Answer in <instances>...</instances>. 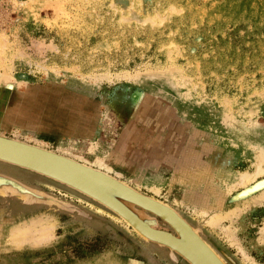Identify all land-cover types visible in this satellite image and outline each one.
I'll list each match as a JSON object with an SVG mask.
<instances>
[{"label": "rangeland", "instance_id": "rangeland-1", "mask_svg": "<svg viewBox=\"0 0 264 264\" xmlns=\"http://www.w3.org/2000/svg\"><path fill=\"white\" fill-rule=\"evenodd\" d=\"M0 36V72L19 81L0 85V133L89 165L104 154L226 264H264V173L237 184L264 155V0H0ZM0 165L82 211L0 196V264H189L78 191ZM233 208L216 226L202 214ZM37 215L54 237L10 246L6 221Z\"/></svg>", "mask_w": 264, "mask_h": 264}, {"label": "water", "instance_id": "water-1", "mask_svg": "<svg viewBox=\"0 0 264 264\" xmlns=\"http://www.w3.org/2000/svg\"><path fill=\"white\" fill-rule=\"evenodd\" d=\"M0 159L39 173L93 199L116 214L143 239L167 247L171 256L178 254L189 264H226L221 255L200 236L198 229L191 226L174 207L137 190L112 173L3 133H0ZM0 194L2 197L16 196L27 205L43 203L82 212L63 199L66 203L60 205L61 198L46 192L44 201L25 200L11 189H1ZM158 218L167 223L172 231L157 228Z\"/></svg>", "mask_w": 264, "mask_h": 264}, {"label": "bare ground", "instance_id": "bare-ground-1", "mask_svg": "<svg viewBox=\"0 0 264 264\" xmlns=\"http://www.w3.org/2000/svg\"><path fill=\"white\" fill-rule=\"evenodd\" d=\"M5 45H6V40H5L4 36H0V54L2 53ZM1 84L13 85V84H19V81L16 80L10 74L8 69H6L4 72H0V85ZM4 108H5V106L3 108L0 107V116L3 114ZM16 109H17L16 107L12 109L13 110L12 113L15 112V115L18 114ZM34 145L41 147V148H46V147L41 146V145H37V144H34ZM0 160L14 164V165H18V164H15V163H12V162H9L6 160H2V159H0ZM75 160H77V159H75ZM80 162H82V161H80ZM82 163H84V162H82ZM262 163H264V155H260V158L258 160V164L256 166V170L254 172L246 171V172H243V173L238 175L237 184L244 185V184L248 183L249 181L253 180L254 178H256L259 174L264 173V166L262 165ZM84 164H86V163H84ZM90 164L95 166L96 168L97 167L105 168V170L104 169L103 170L106 172L109 171V173L113 169L111 166H109V164L105 160L104 154L97 155L94 158V161L90 162ZM116 173L117 174L115 176H117V177H118V175H121V172H116ZM13 174L14 173L11 172L8 168L0 165V190L1 189L2 190L11 189L13 192H16L18 195L22 196L25 200H35V199L42 200V201L45 200L46 196L43 193H41V191L39 192L38 190L31 188L25 182L21 181L20 178H18L16 175H13ZM153 189H154V191L159 192L158 187H154ZM260 199L261 200L264 199V194ZM235 209L236 208H233V209H231L229 211H225V212H217V211L212 212L211 211V213H208L207 211H203L202 214L208 215L206 222L210 226H214V225L216 226L222 219L227 218L231 213L235 212L234 211ZM0 221H1V219H0ZM9 222H13V224L11 226H9V225L5 226L6 231L4 233H5V236H7V241L10 244V246L20 248L21 246H23V244L28 243V242L30 243V245H33V246L39 245V244L41 245L43 243L49 242L54 237V230H55L54 221L49 219V218H44L42 215L41 216L37 215V217H35V216L25 217L23 220H20V221L12 218V219H9L6 221V223H8V224H9ZM2 224H3V222H2ZM0 227H1V225H0ZM223 230H224V234H225L227 240L232 245H238L242 250V246L239 244V242L237 241V239L235 237L234 230L231 227H225ZM246 258H248L249 261L250 260L252 261V259H249V256H247V255H246Z\"/></svg>", "mask_w": 264, "mask_h": 264}, {"label": "crops", "instance_id": "crops-1", "mask_svg": "<svg viewBox=\"0 0 264 264\" xmlns=\"http://www.w3.org/2000/svg\"><path fill=\"white\" fill-rule=\"evenodd\" d=\"M90 136H92V135H90L89 133L88 134H84V133H80V134H77V137H75L74 139H77V140H80V137H82V138H86V137H90ZM79 137V138H78ZM19 138V137H18ZM20 139H22V138H20ZM23 140H26V139H23ZM26 141H28V142H32V141H29V140H26ZM84 141V140H83ZM115 169H117V170H119V171H121V172H123V171H126V169H124V167H117V168H115ZM124 173V172H123Z\"/></svg>", "mask_w": 264, "mask_h": 264}]
</instances>
